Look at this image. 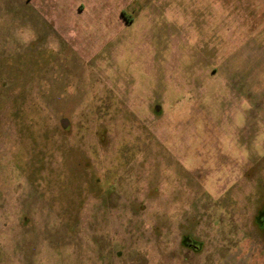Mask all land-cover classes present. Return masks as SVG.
<instances>
[{"label":"rangeland","instance_id":"1","mask_svg":"<svg viewBox=\"0 0 264 264\" xmlns=\"http://www.w3.org/2000/svg\"><path fill=\"white\" fill-rule=\"evenodd\" d=\"M0 264H264V0H0Z\"/></svg>","mask_w":264,"mask_h":264}]
</instances>
